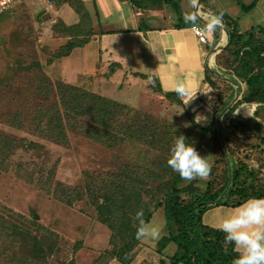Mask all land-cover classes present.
<instances>
[{
	"label": "rangeland",
	"instance_id": "374dc122",
	"mask_svg": "<svg viewBox=\"0 0 264 264\" xmlns=\"http://www.w3.org/2000/svg\"><path fill=\"white\" fill-rule=\"evenodd\" d=\"M202 12L210 17L204 18L203 27L222 24L212 13ZM94 16L90 0H20L0 16V264H101L113 252H123L121 258L129 264H168L178 227L166 224L162 208L155 205L164 207L178 175L166 163L175 135H183L211 164L207 180L180 179L175 186L181 208L225 190L228 169L226 194L234 189L235 172L240 186L264 187V105L241 100L235 48L228 38L209 56L217 74L207 76L214 94L194 108L154 90L148 93L144 86L136 92L134 85L126 89L117 82L124 85L117 94L119 88L113 90L111 81L101 77L106 68L93 72L85 59L78 73L72 62L75 50L100 32ZM222 28L213 31L215 39L224 28L227 35ZM69 43L81 47L73 48L65 62L54 60ZM119 75L117 71L113 78L117 81ZM79 90L93 95L99 91L104 95L100 97L125 108L110 104L100 111L95 99L79 97ZM242 105L252 108L249 116L240 111ZM251 118L253 124L241 125ZM216 119L222 144L199 129ZM127 183L143 184L142 200L152 216L148 225L159 232L158 238L137 240L130 252L123 248L130 233L123 223L129 217L133 227L141 208L107 214L110 231L100 222L96 206L102 196L121 195L116 191ZM230 197L222 199L225 205L240 200ZM206 210L200 209V223ZM224 239L225 234L223 239L208 238L210 251L237 253L232 245L224 247Z\"/></svg>",
	"mask_w": 264,
	"mask_h": 264
},
{
	"label": "crops",
	"instance_id": "0c3cea01",
	"mask_svg": "<svg viewBox=\"0 0 264 264\" xmlns=\"http://www.w3.org/2000/svg\"><path fill=\"white\" fill-rule=\"evenodd\" d=\"M166 1L136 0V3H132L130 0H90L95 13L94 19L97 20V29L100 32H95L91 37L92 40L90 39L89 44L83 49L75 50L78 55L72 62L78 67V73L81 72L79 68L84 67L85 59L91 65L93 72L96 67L106 68L101 77L109 84L111 81L113 90L119 88L117 94L124 87V85H116L117 82L125 84L126 89L134 85L136 92L140 86H144L148 93L154 90L157 96L175 97L184 106L185 103L190 102L192 104L190 107L194 108L199 105L201 99L204 100L214 94L207 82L206 67H211L210 52L220 43V37L215 39L213 32L217 28L215 22L210 27H203L204 23L200 22L197 24L206 32V43L201 44L193 35L191 26L177 27L178 15ZM169 1L177 5L185 23L195 20L196 11L200 17H203L202 11L205 10L212 13L217 21L221 19L215 15V12L225 14L236 21L239 34L250 29H256L254 31L256 33L259 28L264 32V0H255V6L247 12H242L235 0H208L206 3L200 1V9L197 8L198 0ZM241 2L247 7L253 0H241ZM89 58H92V61ZM65 60H68V57L62 58L61 62ZM100 60L102 63H99ZM117 71L121 72V75L116 81L113 75ZM121 79H125V82H121ZM178 83H183L190 95L184 97L178 95L175 90ZM96 88L98 89V86ZM238 90L240 93L245 91V85L241 80ZM125 93H132L130 95L134 99L136 97L133 90ZM95 94L104 96L100 95L99 91H95ZM208 206L209 208L201 216V224L211 229H218L222 219L236 208ZM108 264L120 263L112 260Z\"/></svg>",
	"mask_w": 264,
	"mask_h": 264
},
{
	"label": "trees",
	"instance_id": "16d2710c",
	"mask_svg": "<svg viewBox=\"0 0 264 264\" xmlns=\"http://www.w3.org/2000/svg\"><path fill=\"white\" fill-rule=\"evenodd\" d=\"M52 2L59 1V0H51ZM132 3H136V0H130ZM202 3H206L208 0H201ZM237 4L240 6L242 12H247L249 9L253 8L255 6L256 1L253 0L251 5L244 6L241 2V0H235ZM167 4H170L175 11V13L178 15V24L177 27L189 25L192 26L196 23H198L196 20H191L189 22H184L180 16L179 9L175 3L172 1L167 0ZM215 15L218 16L224 23V26L229 32V44L235 48L233 51V58L237 62V72L234 73L235 77L241 80V82L245 85V91L241 93V100L246 103H259L264 105V32L261 28L258 29V31L255 33L254 31L256 29H250L247 32H244L242 34L238 33V27L236 21H233L231 18L227 17L225 14H218L215 12ZM91 32V31H90ZM90 37V35L88 36ZM88 43L87 38L85 41H83V45ZM81 47L75 46L72 43H69L66 47V51L62 54L59 53L56 55V58L54 60H60L64 57H67L70 51L73 48ZM207 74L211 77L212 75L207 71ZM209 86L210 82L207 80ZM237 86V83H234ZM73 88V87H72ZM69 87V89L73 90ZM76 89V88H75ZM74 89V91H75ZM78 90V89H76ZM238 90V89H237ZM81 94H79V97H86L91 98L92 100L95 99V103L100 106V111L105 107V105L113 104L114 106L118 108H125L123 105H118L117 103L110 101L104 97H100L98 95L89 94L85 91H80ZM238 93L239 90L237 91ZM76 96V95H74ZM78 97V96H76ZM168 98V95L166 96ZM79 100L78 98L73 99ZM77 103V102H76ZM180 103V102H179ZM181 104V103H180ZM260 106V105H259ZM256 117V114H254ZM113 122H115L113 119H111ZM253 119H246L245 122L241 123L243 126L250 125L249 123L253 124ZM198 127V126H197ZM138 130L145 128L137 127ZM201 132L205 134H209L212 136V139L219 140L218 137V131L217 127L214 123H210L209 126L206 129L200 128ZM180 176H174V182L170 184L169 188L171 187V192L169 191L166 194V204L163 207L162 203H158L155 205L156 209L162 208L164 212V218L166 221V224L175 223V225L178 227V233L176 238L173 240V242L176 244V250L175 253L172 255V257L169 259L168 264H232V258L234 259L237 256V253H233L232 250L230 253L226 250V252H219V255H215L213 251H210L208 248V238L221 236L222 239L224 238V233L217 229H211L203 227V225L200 223V211L201 208L204 210L208 207L207 205H210V203L215 202L220 195L224 192V189L218 194V195H211L207 198H202L201 200H197L195 203H193L190 206L181 208L178 201H177V191L176 187L178 183L180 182ZM239 177L238 173L235 172L233 174V185L234 189H230L228 193L226 194L224 199L229 198L230 196H235L238 199H240L237 203H234L232 205H229L228 202H226L227 205L223 201L218 202L217 205L224 204L225 206H232V207H238L241 203H243L245 200L249 198H264V187L257 188L256 189H250L248 187L246 189L245 186L239 185ZM139 184V185H137ZM227 184V181H226ZM142 183H136L134 185L133 183H127L124 185L121 189H118V193L121 195L115 197L116 195L113 193H109L107 196L100 197L99 202L100 204H97V215L101 219L100 222L106 227L112 231L113 226L112 223L109 220V217L107 214H114L116 211H121L127 208H134L135 206L143 209L144 212V220L149 223L152 216L150 212H147L146 205L142 200V192L140 190V187L142 186ZM138 188V189H137ZM231 198V197H230ZM223 199V200H224ZM134 203V204H133ZM122 211V212H123ZM110 215V216H112ZM128 224L123 223L126 227L128 225V229L130 230V233L128 236L124 239V245L123 248L127 251H131L132 247L136 245L137 238H136V230H137V223L133 227H131L129 223V217H128ZM127 229V228H126ZM201 231L203 232L201 234ZM202 235V236H201ZM191 237H194V240L191 239ZM161 247H164L162 244ZM203 253V255L207 258V260L202 257L198 251V249ZM120 253V252H119ZM122 253L120 254H114L112 253V258L102 262L101 264H108L110 261L115 260L119 262L120 264H129L126 261H123ZM72 264L74 262L72 261Z\"/></svg>",
	"mask_w": 264,
	"mask_h": 264
},
{
	"label": "clouds",
	"instance_id": "9594fccd",
	"mask_svg": "<svg viewBox=\"0 0 264 264\" xmlns=\"http://www.w3.org/2000/svg\"><path fill=\"white\" fill-rule=\"evenodd\" d=\"M175 90L181 97L190 95L183 83H178ZM166 163L187 182L207 180L211 171L207 157H202L192 144L186 143L183 135H175ZM133 219L137 222L138 240L158 238L159 232L144 220L143 209L138 210ZM218 229L225 234L224 247L232 245L237 252L232 264H264V198L245 200L222 219Z\"/></svg>",
	"mask_w": 264,
	"mask_h": 264
},
{
	"label": "water",
	"instance_id": "95a60500",
	"mask_svg": "<svg viewBox=\"0 0 264 264\" xmlns=\"http://www.w3.org/2000/svg\"><path fill=\"white\" fill-rule=\"evenodd\" d=\"M201 0H198L197 2L199 3ZM44 13V11H42L38 16H40L41 14H43ZM195 20L197 21V22H200V23H204L205 24V22L203 21L204 19L203 18H201L199 15H198V12L196 11V14H195ZM222 24L220 25V24H218V23H214V25L216 24V26H219L220 28H224L225 26H224V23H223V21L222 20H219ZM213 25V24H212ZM222 28V29H223ZM225 29V28H224ZM227 38H228V41H229V32L227 33ZM218 48H219V46H217L213 51H211L210 52V55H215V53H217L216 51L218 50ZM206 70L208 71V72H210L211 73V75H213V76H216L217 74H216V72L214 71V70H212L211 69V67L210 66H207L206 67ZM218 119H216V122H215V125H216V127H217V131H218V137H219V141L221 142V144L223 143V141H222V135H221V131H220V129H219V126H218ZM231 183V174H230V171H229V169H228V184H227V188L229 187V184ZM225 189L224 190V192L222 193V195L218 198V200H216L215 202H213V203H210V205H217L218 204V202H220L222 199H223V197H224V195L226 194V192H227V190L228 189ZM191 239L192 240H194V237H191ZM198 249V251H199V253H200V255L202 256V257H204L206 260H207V258L203 255V253L199 250V248H197ZM67 264H72V261H68L67 262Z\"/></svg>",
	"mask_w": 264,
	"mask_h": 264
},
{
	"label": "built area",
	"instance_id": "2783aa9c",
	"mask_svg": "<svg viewBox=\"0 0 264 264\" xmlns=\"http://www.w3.org/2000/svg\"><path fill=\"white\" fill-rule=\"evenodd\" d=\"M20 0H0V16L6 14L16 5L19 4ZM193 35L198 39L201 44L206 43V32L205 30L197 24L190 27Z\"/></svg>",
	"mask_w": 264,
	"mask_h": 264
},
{
	"label": "bare ground",
	"instance_id": "6f19581e",
	"mask_svg": "<svg viewBox=\"0 0 264 264\" xmlns=\"http://www.w3.org/2000/svg\"><path fill=\"white\" fill-rule=\"evenodd\" d=\"M203 17H205V18H207V19L210 18L208 14H203ZM207 19H206V20H207ZM226 32H227V31H226ZM226 32H225L224 29H223L222 34H221V38H220V43H219V45H221L223 42H224V43L226 42V39H227ZM210 57H211V56H210ZM210 63H212V62L210 61ZM240 111H241L244 115L249 116V115L252 113V108L249 107V105H242V106H240Z\"/></svg>",
	"mask_w": 264,
	"mask_h": 264
}]
</instances>
